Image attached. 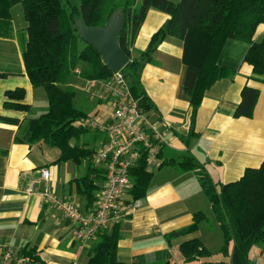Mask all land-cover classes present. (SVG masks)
Here are the masks:
<instances>
[{
	"label": "crops",
	"instance_id": "obj_1",
	"mask_svg": "<svg viewBox=\"0 0 264 264\" xmlns=\"http://www.w3.org/2000/svg\"><path fill=\"white\" fill-rule=\"evenodd\" d=\"M18 5L10 9L11 31L0 33V116L22 121L27 116L38 117L47 99L43 89L31 86L25 73L22 52L27 23ZM168 18L154 9L147 12L132 46L134 57L146 49L151 36ZM262 38L264 25L258 26L254 41ZM249 47L237 40L225 42L217 65L228 75L205 91L193 119L190 97L182 89L186 75L182 42L165 38L152 61L144 66L140 80L150 104L144 115L161 135V146L156 162L149 165L153 176L145 197L137 200L140 206L118 224V261L132 263L139 258L140 264H177L174 253H179V245L195 236L173 239L168 245L165 235L189 226L197 212H202L207 221L212 213L197 176L192 171L161 165L163 162L191 157L214 182L222 184L239 180L246 169L258 168L264 162V84L253 78L252 67L244 62ZM81 68L75 70L76 75ZM72 85L77 87L74 79ZM246 86L258 89L259 94L252 116L237 118L234 112ZM17 88L25 91L24 103L31 107L28 113L3 108L4 93ZM17 130L16 125L0 122V150L7 152L0 156V259L2 251L9 248L18 256L23 249L32 250L38 264H88L87 249L92 242L77 241L73 224L44 203L40 193L48 188L83 213L91 212L93 207L87 206L76 190V181L86 175L89 162H59L57 148L15 143ZM103 139L102 133L91 130L78 143L95 151ZM42 169L49 171L48 181L41 179ZM103 181L96 180V186L100 188ZM31 185L34 192H29ZM126 199L130 200L129 196ZM196 238L207 248L201 238ZM253 261L264 264V241L254 249Z\"/></svg>",
	"mask_w": 264,
	"mask_h": 264
},
{
	"label": "trees",
	"instance_id": "obj_2",
	"mask_svg": "<svg viewBox=\"0 0 264 264\" xmlns=\"http://www.w3.org/2000/svg\"><path fill=\"white\" fill-rule=\"evenodd\" d=\"M18 4L27 23L22 52L25 73L33 88L44 90L47 106L38 117L27 116L19 121L0 116V122L18 126L15 143L57 148L59 162L88 161L87 173L76 181V190L89 207H94L97 200L99 187L95 182L104 179V174L91 164L95 151L78 143L91 130L87 128L88 116L73 105L72 79L79 76L88 81H103L112 73L97 51L81 39L74 26L75 19H81L86 27L97 28L104 26L115 11L123 13L118 44L128 62L120 72L143 112L150 104L142 89L141 73L167 37L182 42V63L186 67L182 89L190 97L192 119L205 91L228 75L226 69L217 65V60L229 39L249 44L244 62L252 67L253 78L264 84V38L254 41L258 26L264 25V0H79V5H69L68 9L64 7V0H0V33L7 35L11 31L10 9ZM150 9L169 18L151 36L146 49L134 57L132 46ZM79 68L76 75L75 70ZM258 94V89L244 87L234 116L250 118ZM24 98L22 88L6 91L3 108L28 113L31 107L24 103ZM72 140L76 142L73 145ZM6 153L0 150V156ZM161 165L172 166L180 172L192 171L197 176L221 231L222 246L218 253L228 259L212 260V253L194 237L178 247L182 264H250V249L264 241V162L258 168L246 169L239 180L226 184L214 182L203 166L188 156L169 159ZM152 176L142 155L129 171L131 201L145 197ZM205 220L202 212L195 213L189 226L165 235L168 245L173 239L194 234ZM119 239V225L100 230L87 249L88 264H140L139 258L132 263L118 261ZM19 255L16 254L19 258L32 259L24 264H38L32 250L23 249Z\"/></svg>",
	"mask_w": 264,
	"mask_h": 264
},
{
	"label": "built area",
	"instance_id": "obj_3",
	"mask_svg": "<svg viewBox=\"0 0 264 264\" xmlns=\"http://www.w3.org/2000/svg\"><path fill=\"white\" fill-rule=\"evenodd\" d=\"M100 85L98 101L109 104L111 117L106 127L99 126L96 120L87 121L88 129L104 135L91 158L92 166L104 174L93 210L83 213L76 205L48 188L40 193L44 203L73 224L74 238L84 244L93 242L100 230L118 225L140 206L137 200L126 199L130 188L129 171L142 155L148 165L156 162L161 146V135L148 123L143 110L131 96L121 72L112 74L109 79L101 81ZM40 175L42 180H49L48 170L42 169ZM29 192H34L32 185ZM25 262L26 259L17 257L9 248L2 251L0 264Z\"/></svg>",
	"mask_w": 264,
	"mask_h": 264
},
{
	"label": "rangeland",
	"instance_id": "obj_4",
	"mask_svg": "<svg viewBox=\"0 0 264 264\" xmlns=\"http://www.w3.org/2000/svg\"><path fill=\"white\" fill-rule=\"evenodd\" d=\"M115 1L123 2L124 0ZM138 2H141V0H138ZM69 5H79V0H64L65 9H68ZM17 7L22 9L21 5H18ZM73 79L75 80L77 86L75 88V97L73 99L74 107L85 113L89 119L98 121L99 126L106 127L110 120L111 107L106 104L103 105L98 101L97 96L101 92V80L86 81L78 76L73 77ZM87 88L90 94L87 93ZM207 217L208 221L206 220L201 223L199 232L196 231L197 233L195 232L194 234L187 235L185 239L198 236L206 243L207 249L212 253V260H228L218 253L222 246V235L219 226L216 223L212 213L207 215ZM258 244L250 249L248 257L250 264H255L253 261L254 249L257 248ZM232 247L233 244L230 245V252L232 251ZM174 256L175 260H177V264H179L180 254L176 251Z\"/></svg>",
	"mask_w": 264,
	"mask_h": 264
},
{
	"label": "water",
	"instance_id": "obj_5",
	"mask_svg": "<svg viewBox=\"0 0 264 264\" xmlns=\"http://www.w3.org/2000/svg\"><path fill=\"white\" fill-rule=\"evenodd\" d=\"M123 21L120 10L115 11L102 27H86L81 19L74 20L81 39L97 51L112 74L121 71L128 62V57L118 44Z\"/></svg>",
	"mask_w": 264,
	"mask_h": 264
}]
</instances>
